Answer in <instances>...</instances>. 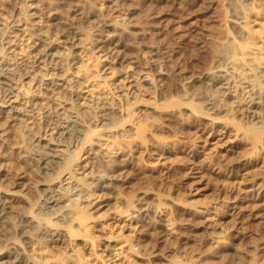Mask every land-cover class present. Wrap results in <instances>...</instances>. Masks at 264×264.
<instances>
[{
	"label": "rangeland",
	"instance_id": "374dc122",
	"mask_svg": "<svg viewBox=\"0 0 264 264\" xmlns=\"http://www.w3.org/2000/svg\"><path fill=\"white\" fill-rule=\"evenodd\" d=\"M94 1L101 7L106 6L105 0ZM7 4L20 14L17 21L22 29L14 34L9 51L25 68L38 71L27 48L35 43L27 35L32 31L29 25L32 18L24 15L31 10L30 2L0 0V21L3 23L9 20ZM233 11L240 14L241 5L236 0H227L213 10L208 20L198 19L201 17L194 9L182 23L169 16L167 28L153 32L146 41L147 45L157 47L156 52L148 57L138 55L140 63L153 70L147 79L154 89L145 88L146 83L134 73L131 65L120 68L108 65V59L93 50L95 42L92 39L85 41L79 49L78 63L69 66L65 58L57 69H50L61 72L66 78L75 76L78 80L80 96H89L90 101L80 102L87 107L90 125L94 123L90 119L96 120L102 107L114 110L113 124L107 134L99 133L96 149L111 161H117L120 155L125 156V161L120 163L125 165L124 173H121L124 182L114 194L104 195L95 187L86 188L83 190L87 194L85 202L76 196L65 195L71 200L66 201L69 208L73 211L80 209L87 215L86 223L81 224L79 230H88L92 240L71 238L60 245L49 243L47 237L39 234L30 246L32 262L78 264L77 256L87 262L92 255L96 258L93 264H138L128 246L137 229L136 219L132 217L140 211L142 203L160 215L163 231L158 236L163 235L168 247L180 250L174 254L177 260H185L203 251L188 240H174L183 222H201L209 226L203 232L205 238L231 245L226 260L221 261L222 257L215 255L209 259L210 264H232L245 251L246 245L257 247V260L261 258L264 222L253 220L252 214L257 208L252 205L264 191V114L262 106L254 104L246 91L256 85V79H264V1L252 0L244 10L239 30L243 40L236 37V29L228 23ZM41 13L39 11L38 15ZM147 14L143 12L141 16L142 25L146 24ZM128 19L130 17L122 7L110 16L111 21ZM187 26L196 29L192 42L202 41L209 54L220 56L219 62L225 61L230 66L231 77L248 88H233L235 91L232 89L226 97L214 96L211 82L201 76L213 62L209 59L204 63L205 58L201 56L194 68L198 79L190 86L175 90L176 79L171 73L174 61L168 56L166 39L173 33H185ZM143 27L147 29L148 26ZM42 29L47 40L62 46L58 34L48 24ZM82 31L91 35L94 26L86 24ZM158 72L163 76L158 77ZM14 84L21 93L20 102L36 100L41 103L36 111L38 117L42 113L63 117L73 110L72 102L61 88L54 87L46 96L44 90L36 89L27 79L14 80ZM160 88L163 93L159 92ZM210 99L219 109L216 114L211 111L203 114L205 102ZM212 117L217 119L212 120ZM259 133L262 139L254 142L253 135ZM49 134L47 126L32 124L30 120L7 128V144L0 149V164L5 174L3 184L22 176L26 181L40 180L37 175L27 173L16 156L21 150L27 151L34 139H48ZM81 153L58 176L53 186L58 187L63 179L65 183L89 182L91 172L87 167L93 164L90 156ZM79 163H85L82 174L81 170L73 171ZM25 197L32 204L37 194L29 191ZM234 200H242V209H232ZM185 211L189 214H183ZM158 236L147 237L144 245L151 246ZM234 236L236 240L233 242L231 237ZM239 237L245 238V242H239ZM104 238L111 241V255L102 251ZM160 264L168 262L162 260Z\"/></svg>",
	"mask_w": 264,
	"mask_h": 264
},
{
	"label": "bare ground",
	"instance_id": "6f19581e",
	"mask_svg": "<svg viewBox=\"0 0 264 264\" xmlns=\"http://www.w3.org/2000/svg\"><path fill=\"white\" fill-rule=\"evenodd\" d=\"M28 1L31 10L24 15L32 18L29 22L32 31L27 35L28 38H33L35 43L27 48L39 68L38 71L25 68L9 51L14 42V34L22 31L17 21L20 14L11 4H7L9 20L4 23L0 21V55L4 54V58L0 59V149L7 144V128L16 123L20 124L21 121L30 120L32 124L47 126L50 134L48 139H34L27 151L21 150L16 156L17 160L22 161L21 164L27 173L37 175L40 180L26 181L22 176L3 184L5 174L0 164V264H35L31 260L30 246L35 242V236L39 234L47 237L49 243L60 245H64L67 239L71 240V238H78L81 241L84 238L92 240L87 233L88 230L84 232L79 230L80 225L86 223L87 215L80 212V209L73 211L69 208L66 201L71 200L65 195L76 196L85 202L87 194L83 190L86 188L95 187L104 195L114 194L124 182L121 173H124L125 165L120 163L125 161V156L120 155L117 161H111L109 157L96 149L100 140L99 133L107 134L113 124L114 110L102 107L97 119H90L94 121L90 125L86 115L87 107L80 102L90 100L87 98L88 95L80 96L78 80L75 76L66 78L61 72H53L50 69H57L65 58L69 66L78 63L79 49L85 41L92 39L95 42L93 50L108 59V65L114 64L118 68L131 65L134 73L146 83L145 88L154 89L155 86L147 79V76L153 74V70L143 66L138 56L142 54L148 57L156 52L157 47L146 44L150 35L159 29H166L169 16L182 23L192 9L200 15L201 18L198 19L208 20L213 10L227 0H105V7L97 5L94 0ZM236 1L241 5L242 11L240 14L233 11L228 23L236 29V37L243 40L244 37L239 31L243 24V12L248 9L252 0ZM120 7L126 10L130 19L111 21L112 12ZM39 11L42 12L40 15H38ZM143 12L148 13L145 25L141 24ZM45 24L58 34V40L61 41L62 46L46 39L42 33V27ZM86 24L94 26L91 35L84 34L82 31V27ZM143 26L148 27L144 29ZM187 27L189 28L185 29V33H173L166 39V44L169 46L168 56L174 61L171 73L176 79L175 90L190 86L195 79H198L194 68L201 56L205 58L204 63L209 59L213 62L211 67L201 73V76L208 78L211 82L214 96L226 97L231 94L233 88L235 90L237 87L248 88V85L231 77L230 66L225 61L219 62L220 56L209 54L202 41L192 42V34L196 33V29ZM98 58L100 59L99 55ZM157 74L158 77L163 76L160 72ZM20 78L32 82L36 89L44 90L46 96L50 95L54 87L61 88L72 102L73 110L63 117L47 113H42L38 117L36 111L41 106L40 102L36 100L20 102L21 93L14 86V80H20ZM159 92L163 93L164 90L160 88ZM246 93L250 99L254 100V104L262 106L264 114V79H256V85L251 86ZM218 109L214 101L210 99L205 102L203 114L208 111L216 114ZM116 113L121 112L116 111ZM216 119L217 117H212V120ZM253 138L254 142H260L261 133L253 135ZM79 153L91 157L90 162L93 165L87 167L91 172L89 182L65 183L63 179L58 187L53 186L67 166L77 160ZM1 159L0 151V163ZM76 170H81L82 174L85 171V163L77 164L73 168V171ZM29 191L37 194V199L32 204L27 202L25 197ZM241 204L242 200L232 201V209H242ZM144 205L142 203L140 211L132 217L136 219L137 229L131 245L128 246L129 252L136 258L138 264H160L162 260L167 261L168 264H210L209 259L215 255L221 256V261L226 260L225 255L231 245L218 243L210 237L205 238L203 232L207 231L209 226L201 222L181 223L174 240H188L203 251L196 252L185 260L174 258V254L180 250L168 247L162 239L163 235L158 236L163 231L161 217ZM252 206L257 208L252 214L253 220H260L262 224L264 222V191L254 199ZM183 214H189V211ZM155 236L159 238L155 243L151 246L144 245L147 237ZM231 238L233 242L236 240L235 236ZM238 240L243 243L246 239L239 237ZM133 246L136 248L134 249ZM101 248L106 255H111L109 238L103 239ZM256 250L257 247L246 245L245 251L232 264H264V247L260 250L259 260L256 257ZM77 259L78 264H93L96 260L92 255L87 262H84L80 256H77Z\"/></svg>",
	"mask_w": 264,
	"mask_h": 264
}]
</instances>
